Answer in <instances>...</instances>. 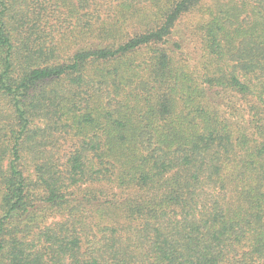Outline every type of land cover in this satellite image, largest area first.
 <instances>
[{
	"label": "trees",
	"instance_id": "trees-1",
	"mask_svg": "<svg viewBox=\"0 0 264 264\" xmlns=\"http://www.w3.org/2000/svg\"><path fill=\"white\" fill-rule=\"evenodd\" d=\"M0 264H264V0H0Z\"/></svg>",
	"mask_w": 264,
	"mask_h": 264
},
{
	"label": "rangeland",
	"instance_id": "rangeland-1",
	"mask_svg": "<svg viewBox=\"0 0 264 264\" xmlns=\"http://www.w3.org/2000/svg\"><path fill=\"white\" fill-rule=\"evenodd\" d=\"M196 21H197L196 15H191L186 20H184V23L181 25L180 29L184 30L188 26L195 27L194 25L196 24ZM80 193H82V192H80ZM45 216L48 217L49 219H51L50 216H49V213L45 214Z\"/></svg>",
	"mask_w": 264,
	"mask_h": 264
}]
</instances>
